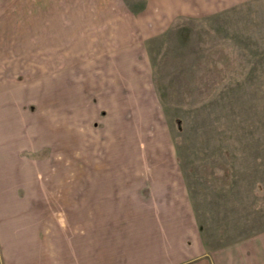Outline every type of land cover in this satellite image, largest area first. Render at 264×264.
Instances as JSON below:
<instances>
[{
    "label": "rangeland",
    "instance_id": "obj_1",
    "mask_svg": "<svg viewBox=\"0 0 264 264\" xmlns=\"http://www.w3.org/2000/svg\"><path fill=\"white\" fill-rule=\"evenodd\" d=\"M34 1L14 0L11 11L30 16L41 5ZM43 21L51 20L9 25ZM70 38L61 33L59 48L43 51L28 44L19 53L13 43L5 68L8 115L21 112L37 160L27 186H50L61 171L111 173L130 185L145 171H181L213 245L263 232L264 0L179 14L134 50H89L84 35Z\"/></svg>",
    "mask_w": 264,
    "mask_h": 264
},
{
    "label": "crops",
    "instance_id": "obj_2",
    "mask_svg": "<svg viewBox=\"0 0 264 264\" xmlns=\"http://www.w3.org/2000/svg\"><path fill=\"white\" fill-rule=\"evenodd\" d=\"M140 1L54 0L48 7L35 0L41 5L29 16L11 11L14 0H0V264H264V231L256 239L211 243L181 171H145L131 185L110 172L61 171L49 177L50 186H27L37 160L29 157L20 110L14 118L7 112L13 43L19 53L28 44L43 51L51 43L53 50L62 33L68 40L84 35L89 50H134L141 36L166 32L179 14L204 16L247 0H145L139 10ZM33 17L51 21L30 30L9 25Z\"/></svg>",
    "mask_w": 264,
    "mask_h": 264
}]
</instances>
